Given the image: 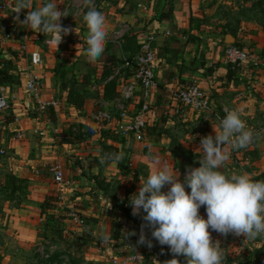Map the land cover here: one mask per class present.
<instances>
[{
	"label": "crops",
	"instance_id": "obj_1",
	"mask_svg": "<svg viewBox=\"0 0 264 264\" xmlns=\"http://www.w3.org/2000/svg\"><path fill=\"white\" fill-rule=\"evenodd\" d=\"M7 2L14 5L16 0ZM47 2L31 0L28 10ZM56 2L58 10L68 14L62 17V26L77 28L76 33L63 38L58 49L46 42L49 37L17 24L27 52L37 51L41 56V65L34 68L41 76L37 101L25 89L29 58L20 51V41L0 43V71L8 75L0 93L10 105L9 110L0 112V264H25L34 246L50 240L43 238L46 215L72 206L85 221L83 232L107 239L106 252H118L116 241L108 239L113 227L107 205L115 200L106 189L112 190L119 181L122 186H116V198L130 201L138 192L140 179H147L156 160L175 169L183 183L190 169L201 167L202 152L197 150L201 138L215 137L213 127L219 129L226 110H238L248 130L258 118L264 120V70L244 65L233 70L228 79L224 58L226 47L237 42L264 59V11L259 7L264 0H94L106 13L109 34L126 27L116 42H106L103 61L95 65L86 56L88 28L83 17L87 8L83 0ZM225 6L227 13L223 11ZM162 14L165 16L159 19ZM11 24L9 16L0 12V34ZM150 34H155L152 47L157 86L148 98L143 140H125L112 133L111 126L95 123L91 115L101 107L116 116L112 104L119 97L121 85L107 78L124 58L142 50ZM227 36L232 43H226ZM189 84L205 92L209 106L200 112L184 110L181 115L176 112L171 93ZM52 101L58 105L39 110L40 103ZM143 101L141 88L136 85L126 102L128 113L138 112ZM73 129L79 131L78 135ZM261 129L257 144L251 147L259 155L249 163L254 168L264 162V127ZM118 152L124 154L119 164L100 162L105 154ZM242 153L231 151L221 171L229 175L246 173L240 166L249 160L246 162ZM56 164L62 167L67 181L63 195L58 194L50 173ZM166 187L168 191L170 185ZM185 191L190 194L191 189L185 185ZM49 198L55 200L54 204L43 210L42 204ZM199 214L207 219L204 207ZM143 215L141 210L132 219L140 220ZM63 221L62 226L66 223ZM127 222L122 224L129 228L131 222ZM138 231H133L138 235L136 241ZM123 232L121 228L119 233ZM133 246L134 251L138 246L144 250L145 264L156 257L146 244L135 242Z\"/></svg>",
	"mask_w": 264,
	"mask_h": 264
},
{
	"label": "clouds",
	"instance_id": "obj_2",
	"mask_svg": "<svg viewBox=\"0 0 264 264\" xmlns=\"http://www.w3.org/2000/svg\"><path fill=\"white\" fill-rule=\"evenodd\" d=\"M83 4L87 8L83 17L88 28L86 56L95 65L103 61L108 22L94 0H83ZM57 6L56 0H49L36 10H28L31 0H16L11 8L19 26L49 37L46 42L58 49L63 38L73 31L76 33L77 28L62 26V17L68 14L66 10L59 11ZM22 10L28 12L21 21ZM5 105L6 101L0 98V107ZM213 130L215 137L201 138L197 149L202 152L201 167L190 169L183 183L175 169L166 164L161 166L156 160L147 179H140L138 192L130 197L132 215H139L141 210L146 213L138 243L153 247L143 231L150 227L152 237L160 245L169 246L174 256L185 257L187 264H222L219 241L213 243L209 229L224 236H243L245 240L264 236V181H254L248 173L229 175L221 171L231 151L246 149L254 142V133L247 129L235 109L226 110L219 129L213 127ZM123 157L122 152L108 153L100 162L119 164ZM166 185L170 187L165 193L162 189ZM185 185L191 189L190 194L185 191ZM201 207L205 208L207 219L199 214ZM152 264L159 261L154 259ZM165 264L180 262L173 258Z\"/></svg>",
	"mask_w": 264,
	"mask_h": 264
},
{
	"label": "built area",
	"instance_id": "obj_3",
	"mask_svg": "<svg viewBox=\"0 0 264 264\" xmlns=\"http://www.w3.org/2000/svg\"><path fill=\"white\" fill-rule=\"evenodd\" d=\"M10 3L7 0H0V12L7 14L9 16V21H11V26L7 27L0 34V43L6 40H19V28L14 20V14ZM145 9V6L138 5ZM28 10H22L20 13V19H24L27 15ZM102 13H106L101 11ZM126 27L124 26L121 30L108 34L107 41L116 42L125 33ZM155 40V34L147 35L144 39L142 50L133 55L126 57L122 60L119 66H115L107 81L117 80L120 82V93L113 101V108L116 110V116L112 115L110 112L104 108H99L92 113L91 119L98 125H105L112 127V133L125 140H135L141 142L143 140L144 131L146 129V115L149 110L148 98L150 92L154 89L156 84L155 79V53L152 44ZM20 51L28 55L29 58V71L27 74V79L25 82V89L29 96L37 101L39 98V87L41 85V76L34 71V68L41 65V56L37 51L27 52V45L24 40L21 39ZM225 63L230 65L232 69L238 70L244 65H250L253 69L264 70V59L257 54L251 52L250 50L229 45L225 49ZM136 85L141 88L143 103L141 108L136 113H128L126 102L130 100L135 93ZM173 101L176 103V112L181 115L184 114V110L192 112H200L208 109L209 98L205 92L195 84H189L184 87L175 89L171 93ZM0 98L6 101V105L0 107V112L9 110L10 105L6 97L0 93ZM40 103V102H38ZM58 105L57 101H52L51 103L45 104L40 103L39 110L43 111L47 106L56 107ZM1 130V126H0ZM254 136H260L263 131L262 129H253ZM74 135H78L79 131L73 129ZM22 134H18L20 138ZM68 137H64L67 139ZM251 149V145L248 147ZM3 154V150H0V155ZM52 180L56 186V190L59 195H63L65 188L67 186V181L64 178V173L62 167L58 164L54 165L50 169ZM163 192H167V187L162 189ZM66 221L72 223L82 229L85 227V221L79 214V211L72 208L67 213ZM125 225L122 224L121 228L124 229ZM101 244L107 245L109 242L107 239H102ZM124 246L126 251L130 252L133 250L134 242L128 237H123ZM262 242L264 246V236L262 237ZM40 256L43 259H48L49 254H45L40 251ZM261 261L256 264H264V251L260 257ZM109 264H141L143 262L142 256L140 254H128L127 256L121 257H111L108 258ZM239 264V263H232Z\"/></svg>",
	"mask_w": 264,
	"mask_h": 264
},
{
	"label": "rangeland",
	"instance_id": "obj_4",
	"mask_svg": "<svg viewBox=\"0 0 264 264\" xmlns=\"http://www.w3.org/2000/svg\"><path fill=\"white\" fill-rule=\"evenodd\" d=\"M223 11H226V13L229 12L228 6H225ZM255 122V125H249L251 127L249 130L252 131L253 129H261V127H264L263 119L258 118ZM254 138L255 143L257 144V137L254 136ZM261 145H263L261 147L264 150V144L261 143ZM249 151V148L242 150V155L247 158V160L245 161L248 162L249 160V162L240 167L244 168L246 173L250 174L253 178V176L255 174H258L259 171L264 172V162L260 163L258 168H254V166L249 163H251L250 161L254 159L257 160L259 155L257 150L251 152ZM242 155L240 156L242 157ZM116 182L118 184L115 183V187H113L112 190L106 189V191L115 200L114 202L109 203L110 205H107L110 211V213L108 214V218L113 227V232H110V236H108V239L109 241H116V245H118L119 247L118 252H106V244L103 245L100 242L102 238H93L89 234L83 232L84 229H82L81 227H78L66 221L64 226L61 227V232L57 236L50 240H47L46 243H41L33 247L31 251V256L27 257L25 264H109V257L107 256L108 253L111 254V257H121L135 253L140 254L142 257H144V250L142 248H138L139 246L136 248L137 250L135 251L133 249L132 251L128 252L126 251V248L123 251V237H128L133 242L135 241L137 243L138 241H136V239L138 238V235L135 232V235L129 234L133 233L134 230H139L138 233H141V226L146 222L142 218L140 220H137L136 218L132 219L133 215L131 214V207H129L131 206V204L127 197L125 198V200H123V197L116 198V195H118L116 188L118 187L119 189V187L122 186L119 184V181ZM101 185L102 184H100V187ZM126 191H128V189L126 190L125 188V192ZM123 194L124 192L122 190L121 196ZM54 201H51V204H54ZM72 208H74V206L70 207L69 209L64 207L63 211L53 213L65 215V218L63 220H66L67 213ZM144 215H146V213H144ZM63 220L62 223L65 222ZM127 220L131 222V224H129L130 227L128 228V226H125L123 234L119 233L122 223L125 222L128 225ZM143 231L146 238L151 240L152 242L153 247H151V250H154V254L156 255L154 259L158 260L159 264H165L166 261L171 260L173 258L178 259L180 264H187L185 257L174 256L171 253L169 246L160 245L159 242L152 237V229L150 227H145ZM209 231L211 232V238L213 243L219 241L221 250L223 252L222 264H256L257 262L261 261L260 257L262 255V252L264 251V246L262 242L263 236L258 237L255 240H245V237L243 236L237 237L233 234L224 236L214 231H211V229H209ZM36 249L37 254L36 252L34 253ZM40 251L45 254H49V258H41ZM153 260L149 261V263L152 264ZM141 264H145V262H142Z\"/></svg>",
	"mask_w": 264,
	"mask_h": 264
},
{
	"label": "trees",
	"instance_id": "obj_5",
	"mask_svg": "<svg viewBox=\"0 0 264 264\" xmlns=\"http://www.w3.org/2000/svg\"><path fill=\"white\" fill-rule=\"evenodd\" d=\"M259 7L261 8V10L264 11V2H262V5L259 4ZM163 16L165 15H160L158 18H162ZM232 46H237V47H242L239 43L237 42H234L231 44ZM137 54V53H136ZM135 55V54H134ZM133 56V55H131ZM228 66V79H230L231 77V73L235 72L233 71L234 69L231 68L230 65H227ZM8 78V75L6 74V72L3 70V71H0V85L6 83V79ZM255 145V138H254V142L251 144V147ZM244 150V149H241V151ZM251 151H254V148L253 149H250L249 152ZM246 155V154H245ZM244 157V155H243ZM254 181H264V172H261V173H258V174H255L252 178ZM51 201H54L52 200V198H49V200L47 202H44L42 204V209H46L47 206L51 205ZM65 218V215H61V214H55L53 212H50L46 215V220H45V224H44V227H43V231H44V234H43V238L47 237L49 239H52L54 238L55 236H57L60 232H61V227H62V220Z\"/></svg>",
	"mask_w": 264,
	"mask_h": 264
},
{
	"label": "water",
	"instance_id": "obj_6",
	"mask_svg": "<svg viewBox=\"0 0 264 264\" xmlns=\"http://www.w3.org/2000/svg\"><path fill=\"white\" fill-rule=\"evenodd\" d=\"M226 43H232V38L230 36H227L226 39H225Z\"/></svg>",
	"mask_w": 264,
	"mask_h": 264
}]
</instances>
